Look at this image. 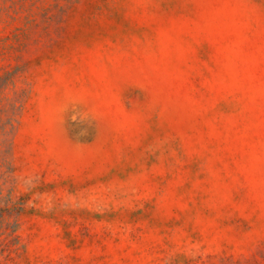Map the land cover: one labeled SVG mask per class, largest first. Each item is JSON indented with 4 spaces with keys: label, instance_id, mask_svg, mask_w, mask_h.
Here are the masks:
<instances>
[{
    "label": "rangeland",
    "instance_id": "374dc122",
    "mask_svg": "<svg viewBox=\"0 0 264 264\" xmlns=\"http://www.w3.org/2000/svg\"><path fill=\"white\" fill-rule=\"evenodd\" d=\"M0 264H264V0H0Z\"/></svg>",
    "mask_w": 264,
    "mask_h": 264
}]
</instances>
